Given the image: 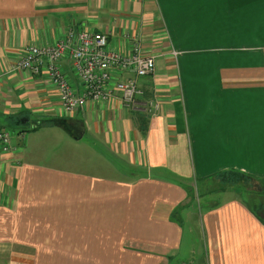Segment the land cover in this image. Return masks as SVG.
Masks as SVG:
<instances>
[{
    "label": "crops",
    "instance_id": "obj_1",
    "mask_svg": "<svg viewBox=\"0 0 264 264\" xmlns=\"http://www.w3.org/2000/svg\"><path fill=\"white\" fill-rule=\"evenodd\" d=\"M85 29L155 56L143 96L122 100L115 83L135 73H116L105 100L67 115L46 71L15 66ZM73 47L59 64L82 93ZM11 125L0 264H169L192 211L207 264H264V222L241 195L222 190L198 213L189 193L226 169L264 179V0H0V129Z\"/></svg>",
    "mask_w": 264,
    "mask_h": 264
},
{
    "label": "built area",
    "instance_id": "obj_2",
    "mask_svg": "<svg viewBox=\"0 0 264 264\" xmlns=\"http://www.w3.org/2000/svg\"><path fill=\"white\" fill-rule=\"evenodd\" d=\"M109 35L92 29L71 32L68 40L60 41L54 46H30L24 57L15 66L32 74L46 71L53 84L58 88L63 109L67 115L74 114L84 107L88 101L105 100L108 83L116 73L124 74L133 71L134 77L117 81L116 89L121 93V99L132 102L143 96L144 89L138 83L139 77H148L156 70L155 56L147 54L140 41L134 40L129 52L111 48ZM74 43L71 51L73 68L83 86L82 93H77L70 85L68 78L60 68L59 60L68 47ZM47 62L45 63V60ZM147 108L156 113L161 108V102L156 98L147 101ZM9 129H0V154L12 151Z\"/></svg>",
    "mask_w": 264,
    "mask_h": 264
},
{
    "label": "rangeland",
    "instance_id": "obj_3",
    "mask_svg": "<svg viewBox=\"0 0 264 264\" xmlns=\"http://www.w3.org/2000/svg\"><path fill=\"white\" fill-rule=\"evenodd\" d=\"M11 126H8L9 127L8 129L11 131V133L14 134L15 133L13 129L14 126L12 127ZM126 170L127 172L130 171L129 168H127ZM229 170H233V169H229ZM254 177L255 178L252 183H248L246 186H242V187L240 186L241 188L246 190L247 196L250 197H254L255 193H258L264 187V179L256 176ZM173 178L176 179L175 177ZM192 182H193V186H192L193 189L191 191L189 190V193L191 194V196L194 195L193 196L194 199L197 198L198 213L202 212V209H204L205 207L206 201L208 203L215 201L219 202L224 200L225 197L227 196L228 192L227 193L223 192L221 188L223 187L226 188L228 185L221 184L220 179L218 178H210L206 181H202V179L196 178L194 176ZM227 189H230L231 193H233L236 196L240 195V193H237L236 187L234 186L233 187L229 186L227 187ZM192 212L187 214V218L185 217V215H183L181 218L183 223L182 225L185 230L183 236L184 237L183 247L181 248L182 249L181 252H178L176 255L170 256L169 264H207L205 236L200 223V219L196 220L197 218H199V215H197L194 211Z\"/></svg>",
    "mask_w": 264,
    "mask_h": 264
},
{
    "label": "trees",
    "instance_id": "obj_4",
    "mask_svg": "<svg viewBox=\"0 0 264 264\" xmlns=\"http://www.w3.org/2000/svg\"><path fill=\"white\" fill-rule=\"evenodd\" d=\"M55 123L67 128L65 119H58ZM214 174L215 175L212 178L220 179L221 184H226L228 185L227 187H236L237 193H240L241 197H243V200L246 202L248 207L256 213L261 221L264 222V187L258 193H255L254 197L247 196L246 190L241 188L242 186H246L248 183H252L255 175L247 174L242 172L241 170L238 171L235 169H228L226 171H221ZM227 187H223L221 188V190H226Z\"/></svg>",
    "mask_w": 264,
    "mask_h": 264
}]
</instances>
